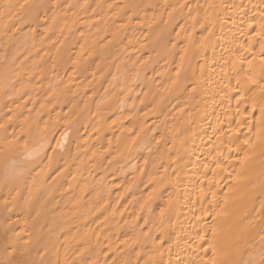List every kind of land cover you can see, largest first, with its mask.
Instances as JSON below:
<instances>
[{
	"label": "bare ground",
	"instance_id": "1",
	"mask_svg": "<svg viewBox=\"0 0 264 264\" xmlns=\"http://www.w3.org/2000/svg\"><path fill=\"white\" fill-rule=\"evenodd\" d=\"M25 2L0 0V80L23 74L0 87V239L31 237L37 264H145L158 244L246 264L264 244V95L246 80L264 0H50L38 28ZM137 133L154 139L130 152Z\"/></svg>",
	"mask_w": 264,
	"mask_h": 264
},
{
	"label": "snow or ice",
	"instance_id": "2",
	"mask_svg": "<svg viewBox=\"0 0 264 264\" xmlns=\"http://www.w3.org/2000/svg\"><path fill=\"white\" fill-rule=\"evenodd\" d=\"M186 5H168L166 4L164 7L165 9L172 8V11L169 12V20L166 21V24L176 23L181 29L184 28L183 24H180V20L182 19L181 12L183 7ZM21 8H26L28 10V14L31 18V21L36 23L37 28L39 27V17L41 14L46 15L49 9H56L59 8L60 5L57 3H52L50 0H38L36 3H27L20 5ZM190 14V13H189ZM194 19V18H193ZM260 19L264 21V9L261 10V17ZM175 30V29H173ZM179 35V33H177ZM257 36L264 37V23L260 25V31L256 33ZM243 44L241 48H243ZM251 49L246 50V52H250ZM246 52L241 53L242 59H247ZM39 53H37L38 55ZM252 55L259 60V68L257 69L255 60L249 61V67L246 73V80L253 86L259 87L261 91V95H264V45L261 46L260 52L257 55L256 53H252ZM71 57H69L70 59ZM19 59V56H15L13 58V63L15 60ZM30 59V57H26L25 60ZM185 55H181V64L177 67V77L173 80V90L180 92L185 90L186 84L189 81L190 77L188 75L187 69L184 67ZM21 67H25L24 62L21 63ZM184 69L182 72L181 69ZM195 74L193 69V75ZM23 81V74L17 73V78L13 81L5 77L3 80H0V87L8 90L10 88H15L16 84L22 83ZM239 85V81H238ZM163 99V98H162ZM67 135V133H65ZM154 137L149 136L147 133L144 136H140L139 133L135 137H133V142L129 145L130 152L135 151L137 147L143 145L148 146L151 143ZM159 143V141H157ZM248 143V141H245ZM171 203V202H170ZM3 213L5 214L6 219H10L7 216V213L13 212L14 209L9 208L8 203L5 202L2 209ZM164 209H161V217H163ZM258 215L262 218L261 224L259 227L260 232H264V200L261 201V206L259 209L256 210ZM6 230L5 236H7ZM203 239V237H201ZM264 240V236L261 237ZM24 241L21 243V241ZM34 241L31 237L28 240H24L23 236L17 234L14 238H7V239H0V264H37L35 260L31 258V247ZM171 245L168 246V251L171 253ZM164 246L163 244L155 245L154 251L159 252V258L155 256L150 257L149 260L145 261V264H181V261L164 259ZM81 255L83 257V250H81ZM139 256L140 253H137ZM39 264H44L43 261H40ZM72 264H75L73 261ZM92 264H99V261H93ZM105 264H133L131 259H122L121 255L114 256L111 260H106ZM135 264H140V260L137 259ZM246 264H264V244L261 245L259 249L252 253L249 257V260Z\"/></svg>",
	"mask_w": 264,
	"mask_h": 264
}]
</instances>
